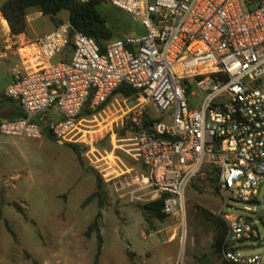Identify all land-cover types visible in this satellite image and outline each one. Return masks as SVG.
Instances as JSON below:
<instances>
[{
    "label": "built area",
    "instance_id": "obj_1",
    "mask_svg": "<svg viewBox=\"0 0 264 264\" xmlns=\"http://www.w3.org/2000/svg\"><path fill=\"white\" fill-rule=\"evenodd\" d=\"M99 1L139 18L146 33L102 46L68 21L31 43L37 70L15 72L4 92L25 115L1 120L0 135L42 139L49 132L79 144L89 101L98 112L128 84L161 116L150 129L138 124L132 139L142 169L104 180L120 199L164 198V213L182 217L192 181L215 172L228 226L225 259L264 264L261 254H242L248 242L264 244V211L256 210L264 197V0Z\"/></svg>",
    "mask_w": 264,
    "mask_h": 264
},
{
    "label": "rangeland",
    "instance_id": "obj_2",
    "mask_svg": "<svg viewBox=\"0 0 264 264\" xmlns=\"http://www.w3.org/2000/svg\"><path fill=\"white\" fill-rule=\"evenodd\" d=\"M8 1L0 0V12ZM99 9L116 32L108 42L146 33L139 18L111 3L102 1ZM5 20L0 13V96L14 79V69L21 66L18 56L8 51L6 57L2 50L36 43L68 22L69 13L51 17L38 8L29 9L27 30L22 34H14ZM30 38L38 40L31 42ZM66 57L64 54L57 60ZM160 116L139 96H113L103 110L83 118L87 120L83 122L86 138L78 144L86 147L82 163L68 144L56 141L49 132L42 139L0 135V264H217L212 216L224 220L223 203L217 182L207 174L188 187L184 216H167L164 221L153 219L151 223L146 221L140 204L120 199L113 184L102 176L110 174L107 178H113L126 168L142 169L131 151L132 139L138 124ZM106 161L109 164L105 165ZM109 166L112 168L104 171ZM99 180L107 193L104 207L98 199L85 205L97 191ZM260 203L264 206L263 196ZM263 206L257 207L258 213L264 211ZM99 212L103 246L98 256L96 233H86ZM259 221L264 238V218ZM252 245L254 250L243 249L242 254L264 257V244H246Z\"/></svg>",
    "mask_w": 264,
    "mask_h": 264
},
{
    "label": "trees",
    "instance_id": "obj_3",
    "mask_svg": "<svg viewBox=\"0 0 264 264\" xmlns=\"http://www.w3.org/2000/svg\"><path fill=\"white\" fill-rule=\"evenodd\" d=\"M100 4L101 1L99 0H94L87 3L79 2L77 0H10L3 6L1 13L3 14L6 21L9 22L12 32L14 34H22L27 30V11L29 9L38 8L44 16L51 17H56L60 13L67 11L69 13V22L77 30L89 37L94 38L100 45L103 46L106 42L112 40L116 36V32L109 25L107 17L100 11ZM68 57L69 54H67V57L62 60H66ZM136 93L137 91L133 87L128 84H123L114 92V94L100 108V110H103L115 95H121L125 98H130L136 96ZM2 100L3 101L0 102V113L3 118L8 120H17L24 117L25 114L20 103L12 99H6L4 96ZM9 102L12 103L10 106H4V104H8ZM90 103L91 102L89 101V103L86 105L80 116V119H83L84 116H92L94 114V112L90 109ZM6 107L8 108L6 109ZM155 121L152 119H145L144 128L150 129ZM68 145L73 149L78 161L82 163V151L85 150L86 147L78 144ZM82 147L84 149H82ZM214 173L215 172L213 171H208L207 176L210 180L217 182V176ZM106 195L107 193L104 190L102 181L99 180L97 184V191L87 198L85 205H88L95 199H98L100 207L102 208L105 205ZM140 206L147 222L151 223L153 219L164 221L167 218V215L163 210L164 198L152 203L140 204ZM17 209L26 217V213L21 207L17 206ZM101 219L102 212H99L95 218V221L92 223L86 233L87 236H91L92 233H96L98 240V256L101 254L103 246V238L99 225V221ZM212 223L215 229L214 242L212 246L213 256L217 260V264H234L226 260L223 255V248L228 232V226L226 222L220 217L212 216ZM6 226L10 234L16 238V233L13 231L9 222H6ZM209 264H211V261Z\"/></svg>",
    "mask_w": 264,
    "mask_h": 264
},
{
    "label": "crops",
    "instance_id": "obj_4",
    "mask_svg": "<svg viewBox=\"0 0 264 264\" xmlns=\"http://www.w3.org/2000/svg\"><path fill=\"white\" fill-rule=\"evenodd\" d=\"M1 13V12H0ZM15 38V37H14ZM31 42L32 41H37L38 39H29ZM3 51V55L4 56H6L7 57V53L6 52H12V54L14 55V56H18L19 58H20V61H21V66L19 67H17L16 69H14V71H13V73H12V76L14 77V73L15 72H17V71H21V72H23V73H29V72H34V71H36L37 70V67L35 66L36 64H34V63H32V62H30V61H32V60H34L33 58H30V55H32L31 54V52H33L34 51V49L32 48V46H31V44H29V43H27L26 45H23V46H20V47H16V48H14V46L13 45H10V46H7V48L6 49H4V50H2ZM1 56V55H0ZM29 57L30 59H26V57ZM55 61H57V58L55 59ZM13 82V78H12V81H11V83ZM11 83L9 84V85H11ZM8 85V86H9ZM7 86V87H8ZM6 90V89H5ZM5 90L3 91V93L1 94V96H0V102L1 101H3L2 99H3V96H4V92H5ZM12 103H8V104H4V106H10ZM8 107H6V109H7ZM6 109H4V110H6ZM5 118H3V116L1 115V113H0V121L1 120H4Z\"/></svg>",
    "mask_w": 264,
    "mask_h": 264
},
{
    "label": "bare ground",
    "instance_id": "obj_5",
    "mask_svg": "<svg viewBox=\"0 0 264 264\" xmlns=\"http://www.w3.org/2000/svg\"><path fill=\"white\" fill-rule=\"evenodd\" d=\"M4 23H5V25L8 26V22H7L6 20L4 21ZM31 54H32V55H30V58H33V57H32V56H33V53L31 52Z\"/></svg>",
    "mask_w": 264,
    "mask_h": 264
},
{
    "label": "water",
    "instance_id": "obj_6",
    "mask_svg": "<svg viewBox=\"0 0 264 264\" xmlns=\"http://www.w3.org/2000/svg\"><path fill=\"white\" fill-rule=\"evenodd\" d=\"M259 246H261V245H259ZM249 249H250V250H254V249H255V246H250Z\"/></svg>",
    "mask_w": 264,
    "mask_h": 264
}]
</instances>
